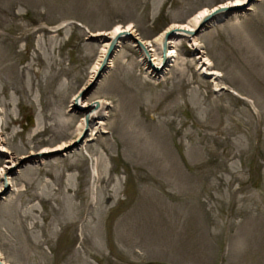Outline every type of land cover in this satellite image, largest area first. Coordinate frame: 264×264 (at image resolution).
I'll use <instances>...</instances> for the list:
<instances>
[{
  "label": "rangeland",
  "instance_id": "1",
  "mask_svg": "<svg viewBox=\"0 0 264 264\" xmlns=\"http://www.w3.org/2000/svg\"><path fill=\"white\" fill-rule=\"evenodd\" d=\"M0 142L6 264H264V0H0Z\"/></svg>",
  "mask_w": 264,
  "mask_h": 264
},
{
  "label": "bare ground",
  "instance_id": "2",
  "mask_svg": "<svg viewBox=\"0 0 264 264\" xmlns=\"http://www.w3.org/2000/svg\"><path fill=\"white\" fill-rule=\"evenodd\" d=\"M242 3L243 2H239V1H237L236 3L233 2L232 4H231V2L230 3L227 2L223 6H232V5L233 6H236V5H239V4H242ZM223 6L221 5L220 7H223ZM215 8H217V7L214 6L212 8H203L201 10H198L196 13H194V15L190 18V21L189 22L181 23V24H173V25H170V26L166 27V29L163 30L162 32H160L159 35L156 37L157 43H158V47L156 49H158V50L160 49L161 50V43H162V40H163V38H164V36H165V34L167 32L171 31L172 29H175L176 30V29H180V28L187 29V30H195V26L198 24V22H200V20L206 14H209L211 11L213 12ZM131 26H132L131 23H129L127 25H121L120 23H116L113 26L112 30L109 32L108 35L107 34H104V33L102 35H106V36H109L110 38H113L116 34L121 33V32L128 31V32L131 33L132 32V27ZM102 32H104V31H102ZM171 39H172V37L169 38L168 41H167L168 47H167V52H166V58L171 57V56H174L175 54L177 55V51L175 49H173L174 48V46H173L174 45V43H173L174 41H172ZM120 42H123V41L122 40L119 41L118 42V45H119ZM142 42L146 46H149V45L152 46V44H149V42H146V41H143V40H142ZM108 44H109V41L107 43H105V49H104V52L102 54V57L105 55V51H106V48H107ZM148 50L150 51V50H154V49L152 47H150V48H148ZM161 54H162L161 51H159V57L161 56ZM154 58L157 59L158 57H154ZM159 60H160V58H159ZM159 64H160V61H159V63H157V67L159 66ZM157 67L150 65L149 66V69H151V72H157L158 71V68ZM211 74H213V73H211ZM98 102H101V101L98 99V100H94L93 102H89V103L88 102H84V104L82 105L83 107L86 106L89 109H91L90 110V114H91L90 116L91 117H95L96 115H98V112H97V114H95L96 113V108H94V104L95 103H98ZM66 146H67L66 144L65 145L63 144V145H58L57 147L52 148V149L43 148L38 153L45 154V153H48V152L61 150V149L65 148ZM1 150L7 151L5 148H2ZM12 163H14V162H12ZM0 175H3V172H0ZM7 181H8V183H10V181H9L8 178H7ZM0 264H6V263L0 259Z\"/></svg>",
  "mask_w": 264,
  "mask_h": 264
},
{
  "label": "water",
  "instance_id": "3",
  "mask_svg": "<svg viewBox=\"0 0 264 264\" xmlns=\"http://www.w3.org/2000/svg\"><path fill=\"white\" fill-rule=\"evenodd\" d=\"M220 6H217V8H215L213 12L211 11L209 14H206L200 20V22L198 23L195 30H187V29L180 28V29H176V30L172 29L171 31L167 32L165 34L163 40H162V56H163V59L166 58V51H167V47H168L167 41L169 38H171L172 36H175V35H182V34L192 36V35L198 33L200 31V29L205 27L210 21L214 20L215 17H217L218 15H223L224 17H227L232 13L233 10H235V8H233L232 6H223V7H220ZM126 38L132 39L137 44V46L146 55L149 54L148 53L149 50H148L147 46L142 42V40H140L136 37H133V35L128 31L118 33L113 38H110V37H107L106 35H104V39H107V41H109V45L107 47L104 58L102 60V64H101L102 69H104L106 62L108 61L110 56L113 54L114 50L117 48L118 42L121 40L124 41ZM86 120L88 121V116L86 117ZM4 186L6 188L8 187V183L6 181H4Z\"/></svg>",
  "mask_w": 264,
  "mask_h": 264
}]
</instances>
